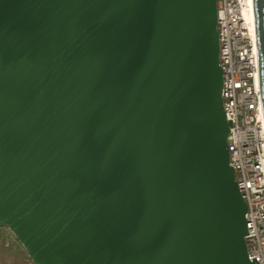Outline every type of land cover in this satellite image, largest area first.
<instances>
[{"label": "water", "instance_id": "water-1", "mask_svg": "<svg viewBox=\"0 0 264 264\" xmlns=\"http://www.w3.org/2000/svg\"><path fill=\"white\" fill-rule=\"evenodd\" d=\"M222 87L216 0H0V227L35 264H256Z\"/></svg>", "mask_w": 264, "mask_h": 264}, {"label": "built area", "instance_id": "built-area-1", "mask_svg": "<svg viewBox=\"0 0 264 264\" xmlns=\"http://www.w3.org/2000/svg\"><path fill=\"white\" fill-rule=\"evenodd\" d=\"M230 166L247 204L248 256L264 264V107L254 0H216ZM26 264H35L30 257Z\"/></svg>", "mask_w": 264, "mask_h": 264}, {"label": "rangeland", "instance_id": "rangeland-1", "mask_svg": "<svg viewBox=\"0 0 264 264\" xmlns=\"http://www.w3.org/2000/svg\"><path fill=\"white\" fill-rule=\"evenodd\" d=\"M25 248L7 228L0 227V264H26Z\"/></svg>", "mask_w": 264, "mask_h": 264}, {"label": "bare ground", "instance_id": "bare-ground-1", "mask_svg": "<svg viewBox=\"0 0 264 264\" xmlns=\"http://www.w3.org/2000/svg\"><path fill=\"white\" fill-rule=\"evenodd\" d=\"M252 1V0H251Z\"/></svg>", "mask_w": 264, "mask_h": 264}]
</instances>
